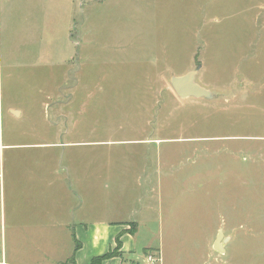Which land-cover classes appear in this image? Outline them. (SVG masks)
Wrapping results in <instances>:
<instances>
[{
	"label": "rangeland",
	"instance_id": "rangeland-1",
	"mask_svg": "<svg viewBox=\"0 0 264 264\" xmlns=\"http://www.w3.org/2000/svg\"><path fill=\"white\" fill-rule=\"evenodd\" d=\"M0 137L9 196L73 207L55 257L117 220L123 264H264V0H0Z\"/></svg>",
	"mask_w": 264,
	"mask_h": 264
},
{
	"label": "crops",
	"instance_id": "crops-1",
	"mask_svg": "<svg viewBox=\"0 0 264 264\" xmlns=\"http://www.w3.org/2000/svg\"><path fill=\"white\" fill-rule=\"evenodd\" d=\"M0 189V264H8L6 243L9 234L13 245L11 264H22L21 261L30 250L33 253L31 254L32 258L29 257L28 261L32 260L36 254L40 257L44 250L47 256L50 254L52 257L49 258L50 260L48 259L49 261L47 260V263L50 264H66L72 256L75 257L77 264H89L93 257L114 249L117 246L119 234H121L123 254L135 250L133 238L138 232L137 228L140 226V222L111 220L87 226L81 221L80 226L73 228V239L76 238L80 242V247L75 251L74 240L73 247L65 251L61 257H55L46 247L49 244L44 240L50 243L52 236L59 234L56 230L59 225L57 220L59 214L71 215L73 207L65 206L63 198L54 195H25V191H23V194L17 197L9 196L6 191L5 172L3 185ZM59 204H62L63 207ZM131 222L135 224L134 233H131L129 229ZM82 224H85V227ZM150 254H145V256ZM123 260V257L114 256L104 260L103 264H123Z\"/></svg>",
	"mask_w": 264,
	"mask_h": 264
},
{
	"label": "water",
	"instance_id": "water-1",
	"mask_svg": "<svg viewBox=\"0 0 264 264\" xmlns=\"http://www.w3.org/2000/svg\"><path fill=\"white\" fill-rule=\"evenodd\" d=\"M200 68H201V64H199L195 69L190 70L186 74L172 76L171 78L172 88L180 98L196 97V98L211 99L215 97V94H213V92L201 86L196 81V76ZM13 112L15 114H18V110H13ZM223 237H224L223 230L220 229L218 232V236L214 242V248L221 252L225 251Z\"/></svg>",
	"mask_w": 264,
	"mask_h": 264
},
{
	"label": "trees",
	"instance_id": "trees-1",
	"mask_svg": "<svg viewBox=\"0 0 264 264\" xmlns=\"http://www.w3.org/2000/svg\"><path fill=\"white\" fill-rule=\"evenodd\" d=\"M134 231H135V229L132 228L131 233H134ZM74 240H75V251H76L80 247L81 244L79 241H77L76 238H74ZM121 248H122L121 234H119L117 236V246L114 249L109 250L105 254L93 257L89 264H103L104 260L109 259V258L114 257V256L124 257V254L121 251ZM151 250H153V249L147 248L145 250V253H149V251H151ZM66 264H77V262L75 261V257L72 256L71 259H69L66 262Z\"/></svg>",
	"mask_w": 264,
	"mask_h": 264
},
{
	"label": "built area",
	"instance_id": "built-area-1",
	"mask_svg": "<svg viewBox=\"0 0 264 264\" xmlns=\"http://www.w3.org/2000/svg\"><path fill=\"white\" fill-rule=\"evenodd\" d=\"M5 144L2 140V138L0 137V187H2L3 185V180H4V163H3V153L5 150ZM159 261V257L155 256L153 254H150L148 256V262H150L151 264H156V262Z\"/></svg>",
	"mask_w": 264,
	"mask_h": 264
}]
</instances>
